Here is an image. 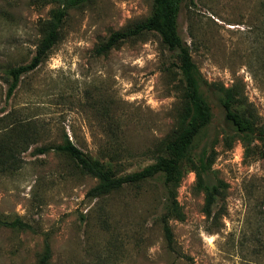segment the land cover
Returning a JSON list of instances; mask_svg holds the SVG:
<instances>
[{
  "label": "rangeland",
  "instance_id": "374dc122",
  "mask_svg": "<svg viewBox=\"0 0 264 264\" xmlns=\"http://www.w3.org/2000/svg\"><path fill=\"white\" fill-rule=\"evenodd\" d=\"M152 0H85L69 7L47 56L6 95V69L27 63L45 34L53 0H0V131L19 120L36 131L19 151L21 167L0 174V264H38L45 245L50 264H264V135L249 148L208 97L212 117L196 138V153L213 155L209 184L224 182L213 215L182 161L176 191L181 219L171 217L174 250L159 215L160 176L99 196L97 179L63 151L66 135L93 158L140 169L177 130L180 82L175 54L157 33L124 40L107 53L95 48L110 32L146 17ZM264 0H182L177 32L208 82H238L264 123V45L256 28ZM263 37V34H260ZM6 130V129H5Z\"/></svg>",
  "mask_w": 264,
  "mask_h": 264
},
{
  "label": "trees",
  "instance_id": "16d2710c",
  "mask_svg": "<svg viewBox=\"0 0 264 264\" xmlns=\"http://www.w3.org/2000/svg\"><path fill=\"white\" fill-rule=\"evenodd\" d=\"M60 5L53 11L49 26L36 46L31 59L24 64L10 66L6 73L10 78L6 95L13 93L20 77L35 69L47 56L56 42L66 10L78 6L85 0H53ZM182 0H152L149 14L139 20L130 22L126 27L110 32L108 37L96 46V53H107L127 39L135 38L144 32L157 33L164 46L175 54V64L178 69L180 94L177 103V130L162 143L159 151H154L152 161L138 170L121 172L117 163H107L93 158L78 148L66 135L62 142L55 146H39L34 149L44 153L51 148L63 151L84 173L97 179L89 190L91 196H99L117 190L124 185L141 183L156 176L161 177L165 192L163 211L158 217L166 246L174 250L173 232L169 225L171 217L181 219L183 213L176 199V191L183 177L182 161H186L195 175V186L204 194L203 212L207 217L213 215V206L221 196L225 186L218 181L209 184L206 181L213 155L204 151L196 153L195 141L200 131L210 122L212 113L208 97L214 99L223 111L224 120L240 134V139L246 152L253 137H263L264 123L243 91V85L238 82L225 86L220 82H208L193 61L189 46L177 32V15ZM192 0H190L191 2ZM264 8V5H263ZM264 12V11H263ZM257 38L264 45V22L256 28ZM263 34V37H260ZM264 48V47H262ZM0 120H3L0 118ZM6 129V130H5ZM0 131V174H12L21 167L19 151L34 142L36 131L32 126L24 125L19 120L9 123ZM2 225L25 228L27 223L20 218L2 220ZM50 249L45 245L38 264H50Z\"/></svg>",
  "mask_w": 264,
  "mask_h": 264
}]
</instances>
